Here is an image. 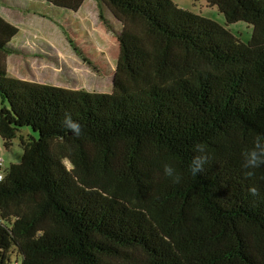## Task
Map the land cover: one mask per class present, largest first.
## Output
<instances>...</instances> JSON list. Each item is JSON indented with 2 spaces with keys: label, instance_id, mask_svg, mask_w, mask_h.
Wrapping results in <instances>:
<instances>
[{
  "label": "trees",
  "instance_id": "1",
  "mask_svg": "<svg viewBox=\"0 0 264 264\" xmlns=\"http://www.w3.org/2000/svg\"><path fill=\"white\" fill-rule=\"evenodd\" d=\"M97 1L117 23L100 15L120 47L109 94L11 76L18 29L0 17V136L38 134L0 169V264H264V166L249 177L241 157L264 135V0H206L252 25L247 44L172 0ZM198 143L209 159L193 176Z\"/></svg>",
  "mask_w": 264,
  "mask_h": 264
},
{
  "label": "rangeland",
  "instance_id": "2",
  "mask_svg": "<svg viewBox=\"0 0 264 264\" xmlns=\"http://www.w3.org/2000/svg\"><path fill=\"white\" fill-rule=\"evenodd\" d=\"M172 2L184 11L214 20L228 29L240 42L247 44L252 39V25L244 21L227 24L225 16L215 6L208 5L206 0H172ZM27 4L30 10L28 16L26 11L22 12L11 7L6 10V7L0 6V14L1 11L16 12L12 24L22 30L19 38L25 42L21 47L24 54L8 60V72L28 82L85 90L90 93H111L120 47L115 36L109 33L100 18L101 14L109 18L110 14L107 13L106 8H102L97 0H87L79 13L56 11L57 9L41 1L36 5L31 0L24 1L23 6ZM68 39L74 41L77 47L83 50L92 65L84 62L75 53ZM1 106L0 97V108ZM22 136L29 141L31 137L38 139L37 133L23 128L12 141V146L6 148L0 136V160L3 169L21 162ZM16 257L17 253L13 252L12 261Z\"/></svg>",
  "mask_w": 264,
  "mask_h": 264
},
{
  "label": "clouds",
  "instance_id": "3",
  "mask_svg": "<svg viewBox=\"0 0 264 264\" xmlns=\"http://www.w3.org/2000/svg\"><path fill=\"white\" fill-rule=\"evenodd\" d=\"M62 126L69 130L73 136L79 137L81 134V124L74 120L69 113L64 114ZM193 151L197 153L192 159L190 165V172L193 176H197L198 172L204 171V166L208 162V155L206 153V145L198 143L194 146ZM243 160V167L247 169L246 175L251 177L254 170L264 166V135L257 134L254 137L252 146L241 153ZM163 174L165 177L171 178L174 183H179L181 177L176 173L173 166L165 164L163 166ZM249 193L253 196L257 194L256 187H249Z\"/></svg>",
  "mask_w": 264,
  "mask_h": 264
},
{
  "label": "crops",
  "instance_id": "4",
  "mask_svg": "<svg viewBox=\"0 0 264 264\" xmlns=\"http://www.w3.org/2000/svg\"><path fill=\"white\" fill-rule=\"evenodd\" d=\"M21 1L24 3V1H27V2H30V0H0V6H3V7H6L5 9L8 10L9 8L8 7H11V9H17L19 11H22V12H25L27 13V16L30 14V10L28 9L29 8V5L27 4V6H23V3H21ZM87 0H85L84 4L86 3ZM32 2V0H31ZM21 3V4H20ZM83 5L80 7V9L78 11H76L75 13H79L81 8L83 7ZM102 8H104L103 6H101ZM107 10V9H106ZM16 12L13 11V12H9V11H1V14H0V17L1 19H3L5 22L15 26L14 22H12V18H13V15L15 14ZM107 13L108 10H107ZM110 14V13H109ZM105 17V16H104ZM107 19V22L109 24H112L113 26H117V23H116V20L112 17V15L110 14L109 18L108 17H105ZM19 25L21 26V24L19 23ZM17 28V27H15ZM18 29V28H17ZM115 31H118V27H114ZM110 33V32H109ZM22 34V30L21 29H18V34L16 35L15 38L12 39L11 41V46L14 47V51L13 53H10L7 55V64H8V60L11 59L14 57V58H18L20 57L22 54H24V50L21 48L24 46L25 42L24 41H21V39L19 38V36ZM112 34V33H110ZM113 35V34H112ZM114 36V35H113ZM41 45V43H40ZM41 50H45L44 48H41ZM6 64L7 68H8V65ZM8 71V69H7ZM11 76H13L10 72H8ZM14 78H16L17 76H13ZM17 79H20L19 77Z\"/></svg>",
  "mask_w": 264,
  "mask_h": 264
},
{
  "label": "built area",
  "instance_id": "5",
  "mask_svg": "<svg viewBox=\"0 0 264 264\" xmlns=\"http://www.w3.org/2000/svg\"><path fill=\"white\" fill-rule=\"evenodd\" d=\"M3 168L2 161L0 160V169ZM3 179V174L0 172V181Z\"/></svg>",
  "mask_w": 264,
  "mask_h": 264
}]
</instances>
